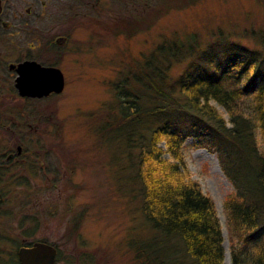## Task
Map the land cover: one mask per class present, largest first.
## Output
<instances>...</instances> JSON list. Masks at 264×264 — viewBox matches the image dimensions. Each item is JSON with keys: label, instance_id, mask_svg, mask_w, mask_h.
Wrapping results in <instances>:
<instances>
[{"label": "trees", "instance_id": "1", "mask_svg": "<svg viewBox=\"0 0 264 264\" xmlns=\"http://www.w3.org/2000/svg\"><path fill=\"white\" fill-rule=\"evenodd\" d=\"M130 65L94 132L126 159L118 167L111 157L114 177L147 224L130 242L135 264H223L215 202L186 172L187 138L216 155L233 185L231 264H264V22L207 36L176 30Z\"/></svg>", "mask_w": 264, "mask_h": 264}, {"label": "rangeland", "instance_id": "2", "mask_svg": "<svg viewBox=\"0 0 264 264\" xmlns=\"http://www.w3.org/2000/svg\"><path fill=\"white\" fill-rule=\"evenodd\" d=\"M99 3L100 9L87 4V14L77 19L70 47L55 51L65 77L64 89L39 99L35 106L39 113L34 146L38 173L7 185L0 183L5 195L0 209V251L13 249L14 241L44 238L59 246L58 264H135L130 242L147 230V224L138 199L126 188L120 189L114 177L120 172L113 168L111 157L118 167L126 159L118 160L113 143H104L94 132L99 112L114 102V81L125 76L132 61H139L157 41L176 30L193 28L207 36L216 28L244 29L264 22V0ZM128 24L133 27L127 29ZM243 42L250 43V39ZM12 134L0 130L2 140L9 142ZM159 144L164 146L163 141ZM183 154L186 172L215 202L222 225L223 264H231L233 242L224 202L233 185L216 155L192 145L191 138L185 140Z\"/></svg>", "mask_w": 264, "mask_h": 264}, {"label": "flooded vegetation", "instance_id": "3", "mask_svg": "<svg viewBox=\"0 0 264 264\" xmlns=\"http://www.w3.org/2000/svg\"><path fill=\"white\" fill-rule=\"evenodd\" d=\"M87 4L98 9L101 5L99 0H0V130H9L14 135L9 142L0 138V147H3L0 148L1 184L29 179L38 173L37 152L34 150L39 129L37 102L58 93L53 90L42 95L20 92L16 85V78L20 76L18 65L24 61H36L61 69L55 51L70 47L68 40L71 30L77 27V19L87 14ZM24 74L25 78L37 77L31 70H25ZM5 98L14 101L6 103ZM42 118L45 120L46 116ZM4 196L0 192V209ZM39 240L56 247L52 264L59 263L60 248L55 242L31 238L14 241L16 245L13 249L2 248L0 264H21L18 254L20 247L31 246Z\"/></svg>", "mask_w": 264, "mask_h": 264}, {"label": "water", "instance_id": "4", "mask_svg": "<svg viewBox=\"0 0 264 264\" xmlns=\"http://www.w3.org/2000/svg\"><path fill=\"white\" fill-rule=\"evenodd\" d=\"M18 66L20 76L16 78V85L22 93L42 95L52 90L59 92L64 86V75L58 66H44L36 61H24ZM25 70H31L37 77L25 78ZM18 254L21 264H52L56 247L39 240L31 246L20 247Z\"/></svg>", "mask_w": 264, "mask_h": 264}]
</instances>
